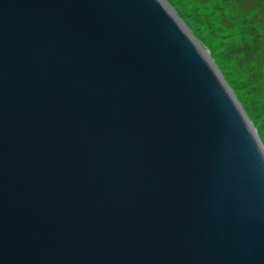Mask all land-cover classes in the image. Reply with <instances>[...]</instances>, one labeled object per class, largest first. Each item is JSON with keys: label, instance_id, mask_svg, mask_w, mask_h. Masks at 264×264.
Returning a JSON list of instances; mask_svg holds the SVG:
<instances>
[{"label": "water", "instance_id": "obj_1", "mask_svg": "<svg viewBox=\"0 0 264 264\" xmlns=\"http://www.w3.org/2000/svg\"><path fill=\"white\" fill-rule=\"evenodd\" d=\"M0 264H264V147L161 0H0Z\"/></svg>", "mask_w": 264, "mask_h": 264}, {"label": "rangeland", "instance_id": "obj_2", "mask_svg": "<svg viewBox=\"0 0 264 264\" xmlns=\"http://www.w3.org/2000/svg\"><path fill=\"white\" fill-rule=\"evenodd\" d=\"M191 34L264 147V0H161Z\"/></svg>", "mask_w": 264, "mask_h": 264}]
</instances>
